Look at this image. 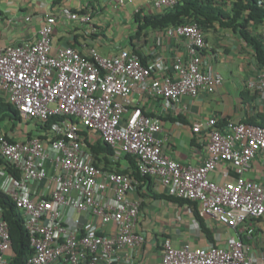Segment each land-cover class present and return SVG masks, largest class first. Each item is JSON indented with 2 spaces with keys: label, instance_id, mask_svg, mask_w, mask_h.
I'll list each match as a JSON object with an SVG mask.
<instances>
[{
  "label": "built area",
  "instance_id": "obj_1",
  "mask_svg": "<svg viewBox=\"0 0 264 264\" xmlns=\"http://www.w3.org/2000/svg\"><path fill=\"white\" fill-rule=\"evenodd\" d=\"M115 1L125 5L132 0ZM152 1L164 10L180 0ZM66 16L91 22L84 13ZM56 21L48 15L33 41L0 45V94L18 109L21 123L41 122L30 126L32 135L25 140L0 131L1 189L25 217L33 249L27 264H134L132 249L146 241L138 230L142 200L129 197L139 180L95 165L83 131L134 155L143 177H157L175 195L199 203L201 215L232 230L224 246L177 247L165 238L162 264H264L244 240L264 223V184L245 176L257 155L264 157V125L232 119L221 124L218 117L196 123L193 130L208 136L209 156L195 166L164 153V139L157 136L163 130L160 118L142 113L123 121L136 89L160 96L167 109H179L184 96L196 98L223 85L224 76L205 61V31L198 23L174 27L186 39L188 54L177 55L168 72L163 60L145 64L129 49L114 56L95 47L87 54L73 46L54 50ZM247 87L264 93V70ZM52 117L58 120L48 124ZM215 171L228 180H214ZM108 191L113 200L105 202ZM67 207L113 224L114 232L82 231L79 217L73 224L64 220ZM13 254L9 223L0 208V264H12Z\"/></svg>",
  "mask_w": 264,
  "mask_h": 264
},
{
  "label": "crops",
  "instance_id": "obj_2",
  "mask_svg": "<svg viewBox=\"0 0 264 264\" xmlns=\"http://www.w3.org/2000/svg\"><path fill=\"white\" fill-rule=\"evenodd\" d=\"M69 11L88 14L91 22L70 19L66 16ZM162 11L155 8L152 0H132L125 5H118L115 0H0V45L35 40L47 16L55 15L57 21L52 38L54 50L73 46L87 54L90 48L95 47L103 55L114 56L123 49L134 53L136 48L144 63L161 59L167 66L166 70L172 72L174 58L177 55L187 57L186 39L174 33V25L140 29L136 20L137 14L144 17ZM250 26L253 35L264 34V24L256 25L252 22ZM205 39V61L213 64L215 70L224 76L223 85L215 92L202 93L196 98L184 96L179 109H167L160 96L148 95L136 89L133 103L128 107L123 120L126 123L142 113L160 118L163 130L157 136L164 139V153L179 162L195 166L201 165L209 156L208 136L193 130L196 123L218 117L221 123L232 119L264 125V93L247 87V81L262 71L254 47L239 31L223 27L218 22L205 31ZM1 101H8L5 94H0ZM24 126L10 116L0 120V131L12 139L25 140L32 135L30 127ZM87 133L91 142L101 138L97 133ZM110 160L113 168L133 172L127 153L115 149ZM231 174L236 175L232 167ZM245 176L264 184L262 155H257L252 169ZM211 177L219 183L228 180V176L220 171L212 172ZM2 180L0 176V188ZM167 195L174 193L153 176L143 177L129 192L130 198L142 200L138 230L146 237L142 245L132 249L134 264H162V243L165 238L172 239L177 247L224 246L228 243L231 229L212 216L202 215L204 224L213 236L211 240L192 205L174 201ZM103 199L105 202L113 200V192L108 191ZM73 217L80 218L79 228L82 231L96 229L102 234L114 232L113 224H103L88 213L65 208L64 220L73 224ZM263 230L264 223L261 222L256 228L257 235L252 238L253 254L258 259H264V252L259 248L264 241Z\"/></svg>",
  "mask_w": 264,
  "mask_h": 264
},
{
  "label": "trees",
  "instance_id": "obj_3",
  "mask_svg": "<svg viewBox=\"0 0 264 264\" xmlns=\"http://www.w3.org/2000/svg\"><path fill=\"white\" fill-rule=\"evenodd\" d=\"M136 20L139 23L140 29L147 26L164 28L169 25L177 26L198 23L204 31L211 29L215 26V23L218 22L223 27L232 28L233 30L240 32L245 40L254 47V54L258 66L264 70V34L253 35L250 26V23L252 22L256 25L264 24V0H180L176 6L164 9V11L160 13L145 15L144 17L137 14ZM134 53L141 57L136 48ZM141 60L145 62L142 57ZM0 114L1 118L10 116L11 119L20 121L18 109L8 101H1ZM56 120H58V118L52 117L48 121V124ZM83 134L86 136V142L90 147L91 159L95 165L105 170L130 173V171L120 170L119 168H113L111 166L112 161L110 160V157L115 154V149L110 144L101 138L97 139L96 142H91L88 139L87 131H83ZM128 156L130 157L133 166L132 174L135 175L138 180H142L143 176L137 168L135 156L132 154H128ZM0 161H2L1 158ZM6 165L10 171H14L9 164L6 163ZM15 174L18 177L21 176V172L18 170H15ZM167 197L174 201L190 203L203 229L210 239L213 240L210 230L204 224L203 216L197 207L196 201L182 198L175 194L167 195ZM0 208H2L3 217L9 223L10 234L12 237L14 254L11 263L27 264L29 257L33 253V249L31 247L30 234L25 226V217L12 198L1 188ZM256 235L255 231L253 238ZM244 240L245 242H253L252 238L249 239L245 235ZM259 248L264 252V247L260 246Z\"/></svg>",
  "mask_w": 264,
  "mask_h": 264
},
{
  "label": "rangeland",
  "instance_id": "obj_4",
  "mask_svg": "<svg viewBox=\"0 0 264 264\" xmlns=\"http://www.w3.org/2000/svg\"><path fill=\"white\" fill-rule=\"evenodd\" d=\"M23 125H25L24 127H30V126L32 127L33 126L35 128V126L37 127V126L41 125V122L40 121H35L34 124H33V122L32 123H28V124L23 123ZM262 247H264V241L262 242Z\"/></svg>",
  "mask_w": 264,
  "mask_h": 264
}]
</instances>
